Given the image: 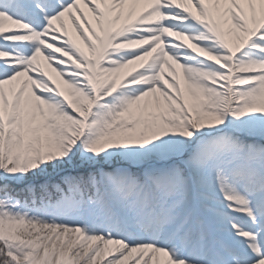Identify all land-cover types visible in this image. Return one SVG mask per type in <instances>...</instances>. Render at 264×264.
Wrapping results in <instances>:
<instances>
[{
	"label": "snow or ice",
	"instance_id": "1",
	"mask_svg": "<svg viewBox=\"0 0 264 264\" xmlns=\"http://www.w3.org/2000/svg\"><path fill=\"white\" fill-rule=\"evenodd\" d=\"M0 264H264V0H0Z\"/></svg>",
	"mask_w": 264,
	"mask_h": 264
}]
</instances>
